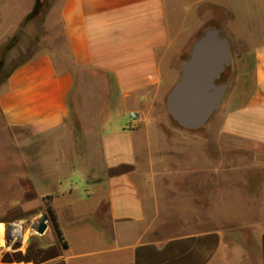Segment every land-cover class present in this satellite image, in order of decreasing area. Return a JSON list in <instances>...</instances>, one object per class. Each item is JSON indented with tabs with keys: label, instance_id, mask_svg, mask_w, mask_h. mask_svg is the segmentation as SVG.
Instances as JSON below:
<instances>
[{
	"label": "crops",
	"instance_id": "0c3cea01",
	"mask_svg": "<svg viewBox=\"0 0 264 264\" xmlns=\"http://www.w3.org/2000/svg\"><path fill=\"white\" fill-rule=\"evenodd\" d=\"M209 6L230 15L234 5L52 0L61 41L9 71L0 86V117L6 128L29 134L14 190L22 192L24 181L31 198L19 194L7 205L42 215L50 207L66 247L48 222L43 235H26L23 220H1L0 264H264V217L234 218L251 223L238 230L209 227L226 222L220 203L211 204V190H224L226 167L211 163L222 155L209 150V138L181 137L167 156L149 117L178 82L195 38L217 16ZM251 47L253 86L223 97L217 137L240 142L264 167V37ZM109 110L124 117L106 121ZM130 112L137 113L134 124ZM74 115L77 134L67 130ZM180 159L184 166L174 171ZM258 204L264 209V181ZM176 222L187 225L171 228Z\"/></svg>",
	"mask_w": 264,
	"mask_h": 264
},
{
	"label": "rangeland",
	"instance_id": "374dc122",
	"mask_svg": "<svg viewBox=\"0 0 264 264\" xmlns=\"http://www.w3.org/2000/svg\"><path fill=\"white\" fill-rule=\"evenodd\" d=\"M34 4L35 0H0V86L8 72L20 61L26 60L33 52L47 48L54 43L58 44L61 41L57 16L52 10V0H45L38 13L27 20L26 18L33 10ZM230 5H234L233 10H230L232 13L230 15L223 12L218 14V11L210 6L204 8L217 12V16L211 18L206 25L207 28L200 33L201 35L208 29H220V33L229 42L230 63L215 82L216 85L227 84L224 98H229L238 92L249 91L252 88L253 48L251 46L264 37V0H230ZM197 10L198 8L195 7L189 11L186 20L187 25L190 24L191 17L196 15ZM230 33L239 34L241 37L237 40ZM165 99L166 96H163L156 101L149 112V117L154 122L155 130L161 136L162 143L160 146L167 156L170 153L175 154L178 149L176 147L177 140L189 136L199 139L200 143L209 138V150L222 155L220 159L211 160V163L217 165L219 162L226 167L224 181L221 182V188L224 190H221L223 192L211 190L210 197L211 204L220 203V208L225 211L226 222H210L209 227L211 229L222 227L238 230L248 228L251 223L235 222L234 218L264 217V209L258 204L259 190L264 181V167L255 163L253 154L248 149L243 148L245 146H242L240 142L232 139L226 140V143L218 142L219 111H215L201 128L185 130L179 127L168 114ZM78 104L80 107L86 105L84 96L78 99ZM76 117L73 116L74 120L67 127L69 133H79ZM122 117L124 114H121L119 110H109L104 120H120ZM28 137L29 134L23 129L6 128L0 117V221L4 220L12 224L15 221L23 220L21 230L26 231V235L31 231L34 232L31 227L35 225L33 223H37L35 221H38L42 214H39L35 207L15 208L7 204L19 194L24 199L31 198L24 181H21L20 184L23 188L22 192L14 190V187L17 186L16 180L21 176L24 168V159L19 157V152H25L28 149L21 144ZM182 161L184 162V159H180V162ZM179 166H184V163L172 166L173 170L175 171L176 167ZM169 167L170 164L167 165L168 169ZM12 182H14L13 185ZM221 193H225L224 203H222ZM174 202L180 203L181 201L177 199ZM210 211L211 218H214V215L217 214V208L211 205ZM48 225H50L49 220ZM170 225L172 228V226L185 227L187 224L176 222ZM183 232L171 230L172 234ZM46 239L47 241L52 240L51 237ZM47 255L50 257L52 254H42L38 257L42 259Z\"/></svg>",
	"mask_w": 264,
	"mask_h": 264
},
{
	"label": "water",
	"instance_id": "95a60500",
	"mask_svg": "<svg viewBox=\"0 0 264 264\" xmlns=\"http://www.w3.org/2000/svg\"><path fill=\"white\" fill-rule=\"evenodd\" d=\"M229 63V42L219 30H205L195 39L178 82L165 99L167 112L179 127L196 130L211 118L227 89V84L215 82ZM47 222V216L41 215L31 228L35 234L43 235Z\"/></svg>",
	"mask_w": 264,
	"mask_h": 264
},
{
	"label": "trees",
	"instance_id": "16d2710c",
	"mask_svg": "<svg viewBox=\"0 0 264 264\" xmlns=\"http://www.w3.org/2000/svg\"><path fill=\"white\" fill-rule=\"evenodd\" d=\"M45 2V0H35V4H34V8L33 10L30 12V14L27 16V20L30 19L31 17L35 16L39 9L41 8L42 4ZM9 73V72H8ZM8 75V74H7ZM7 77V76H6ZM5 77V78H6ZM45 211H46V215L48 217V220H49V223L55 233V236L58 240V242L65 248L66 247V244L65 242L63 241V238L61 236V232L59 230V227H58V224H57V221H56V217L53 213V211L51 210L50 207H46L45 208Z\"/></svg>",
	"mask_w": 264,
	"mask_h": 264
},
{
	"label": "built area",
	"instance_id": "2783aa9c",
	"mask_svg": "<svg viewBox=\"0 0 264 264\" xmlns=\"http://www.w3.org/2000/svg\"><path fill=\"white\" fill-rule=\"evenodd\" d=\"M129 118H130V120H131V124H134V123L137 121V119H138V117H137V113H135V112H130V113H129Z\"/></svg>",
	"mask_w": 264,
	"mask_h": 264
},
{
	"label": "bare ground",
	"instance_id": "6f19581e",
	"mask_svg": "<svg viewBox=\"0 0 264 264\" xmlns=\"http://www.w3.org/2000/svg\"><path fill=\"white\" fill-rule=\"evenodd\" d=\"M14 229V228H13ZM1 231H2V226L0 225V233H1ZM13 233H16L17 232V228H15L13 231H12ZM1 240V239H0Z\"/></svg>",
	"mask_w": 264,
	"mask_h": 264
}]
</instances>
